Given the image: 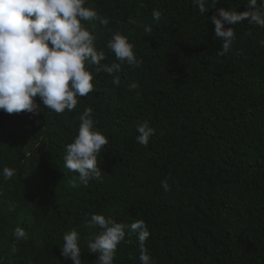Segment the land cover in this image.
Here are the masks:
<instances>
[{
    "label": "trees",
    "instance_id": "1",
    "mask_svg": "<svg viewBox=\"0 0 264 264\" xmlns=\"http://www.w3.org/2000/svg\"><path fill=\"white\" fill-rule=\"evenodd\" d=\"M247 3L210 8L206 0L201 13L195 0H85L110 20L81 21L105 52L102 63H119L107 48L117 31L142 63L110 75L86 62L94 91L71 112L57 114L39 97V115L0 110V264H74L61 254L73 229L82 264H96L88 238L101 229L89 227L92 214L126 226L113 264H141L136 221L149 232L151 264H264V26L234 25L230 50L219 55L223 42L210 19L220 7L243 12ZM89 108L109 142L97 158L101 179L84 186L64 164ZM144 120L155 129L147 147L136 139ZM5 168L13 177L5 179ZM16 227L27 239L16 240Z\"/></svg>",
    "mask_w": 264,
    "mask_h": 264
},
{
    "label": "clouds",
    "instance_id": "2",
    "mask_svg": "<svg viewBox=\"0 0 264 264\" xmlns=\"http://www.w3.org/2000/svg\"><path fill=\"white\" fill-rule=\"evenodd\" d=\"M217 2L212 0L210 8ZM195 3L201 13L210 9L206 0H195ZM153 17L158 22L160 11L154 10ZM210 19L215 25V38L223 42L218 54L225 55L236 37L234 25L247 20L264 26V5H258L257 0H248L247 10L243 12L220 7ZM81 21H98L105 27L110 23L91 6L86 7L85 0H0V110L7 114L39 115L40 104L35 99L39 97L45 107L57 114L64 113L65 109L71 112L77 107L78 97H86L94 91V77L86 69V62L89 67L94 65L97 73L103 71L110 75L124 64L139 66L142 63L134 54L135 45L119 31L113 33L107 43L119 63L110 66L102 63L107 56L103 50L96 49V36ZM144 30L151 35V26H145ZM259 43L264 46V40ZM113 84L119 86V76H114ZM129 87L134 89L137 85L133 83ZM80 121L78 135L66 146L64 166L70 172L78 173L79 183L87 186L90 180L101 179L102 170L97 158L109 141L95 129L90 108L84 111ZM136 127L137 142L147 147L155 129L148 120ZM13 175L12 169H4L5 179ZM72 183L76 185V176L72 177ZM161 184L165 193L171 191L167 179ZM88 225L101 229L94 238H88L90 253L99 254L96 264H113L117 247L125 239L126 226L102 214H92ZM130 229L138 233L141 264H151L145 247L149 236L145 223L133 222ZM14 235L18 241L27 239V233L21 227H16ZM79 239L75 229L63 237L61 254L74 264H82Z\"/></svg>",
    "mask_w": 264,
    "mask_h": 264
}]
</instances>
